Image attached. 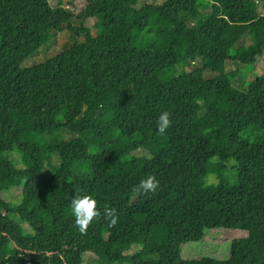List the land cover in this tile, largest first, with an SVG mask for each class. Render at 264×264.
Returning a JSON list of instances; mask_svg holds the SVG:
<instances>
[{
	"label": "trees",
	"instance_id": "obj_1",
	"mask_svg": "<svg viewBox=\"0 0 264 264\" xmlns=\"http://www.w3.org/2000/svg\"><path fill=\"white\" fill-rule=\"evenodd\" d=\"M66 2L0 0V264H264V76L226 71L264 59V0ZM63 31L58 52L21 66ZM149 174L159 187L138 193ZM83 194L102 213L84 235L64 208ZM219 227L247 232L229 257H181Z\"/></svg>",
	"mask_w": 264,
	"mask_h": 264
},
{
	"label": "rangeland",
	"instance_id": "obj_2",
	"mask_svg": "<svg viewBox=\"0 0 264 264\" xmlns=\"http://www.w3.org/2000/svg\"><path fill=\"white\" fill-rule=\"evenodd\" d=\"M164 0H141L140 4H143L145 2H156V3H162ZM51 4L54 7L57 6H67L69 9L73 7L72 3L66 2V0H51ZM75 25H78L76 21H73ZM84 24L91 28L92 31H94L93 28V20L92 19H87ZM60 32V31H59ZM65 31L61 33H56L52 37V39L49 41V46L42 49L39 54H36L34 56H31L27 60H25L21 66L22 67H29L33 63L36 62H41L45 58L52 56L55 52H58L59 45H62L63 40H66V36H64ZM250 42L249 36L246 34L245 38L243 39L242 43L243 44H248ZM69 45V44H68ZM63 45L61 48H65L68 46ZM240 69V74L242 78L244 79L245 83L249 82L250 77L252 76H264V59L260 58L258 59L257 62L255 63H250V61L243 60L239 62H228L226 66V71L229 72V69L236 70ZM209 74L206 75L208 77ZM235 82V81H233ZM194 113V107L193 106H185L176 115V121L180 125H187L190 123L192 116ZM33 141L39 143L40 145L45 144L44 138H42L39 135L34 136L32 138ZM14 157L17 161L18 164L22 163H27L26 158L23 155H20L19 153H15ZM230 167L232 166L231 163H229ZM226 178L229 181H233L236 178L235 172L230 168L226 170ZM206 181L209 184H213L218 182V177L215 174H208ZM11 198L13 200H18L20 198L19 193L15 192L11 195ZM65 211L67 213H72L71 206L70 205H64ZM4 217V214L0 210V219ZM24 228L26 230H30L29 226L27 224H24ZM247 235V232L238 228H224V227H219V228H211V229H206L204 231L203 237L201 240L198 241H193V242H187L183 243L180 245V255L183 259L185 260H192L194 258L198 257H204V256H209V257H214V258H227L231 254V244L232 241L235 239H240L243 238ZM127 254H135L140 250L139 246H131L127 244ZM93 255H88V261L89 262H94L93 260Z\"/></svg>",
	"mask_w": 264,
	"mask_h": 264
},
{
	"label": "clouds",
	"instance_id": "obj_3",
	"mask_svg": "<svg viewBox=\"0 0 264 264\" xmlns=\"http://www.w3.org/2000/svg\"><path fill=\"white\" fill-rule=\"evenodd\" d=\"M171 113L163 111L157 119L158 134L163 135L171 127ZM159 187V180L155 175L149 174L136 187L139 192L155 193ZM98 202L91 194L76 195L71 201V210L74 216V222L79 232L87 234L89 226L94 220L101 218V211L97 207ZM103 219L108 222V227L114 228L119 222V217L115 208L105 206L103 209Z\"/></svg>",
	"mask_w": 264,
	"mask_h": 264
}]
</instances>
